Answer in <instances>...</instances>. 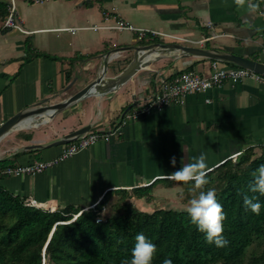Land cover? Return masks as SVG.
<instances>
[{
    "label": "crops",
    "instance_id": "1",
    "mask_svg": "<svg viewBox=\"0 0 264 264\" xmlns=\"http://www.w3.org/2000/svg\"><path fill=\"white\" fill-rule=\"evenodd\" d=\"M253 2L264 11V0ZM17 14L24 31L0 30V125L21 111L66 100L103 73L118 75L132 62L136 46L187 39L185 44L264 62V16L238 10L231 0L227 6L221 0H19ZM118 19L147 29V36L140 40L136 32L109 27ZM213 60L159 56L105 95L84 97L44 117L31 115L30 125L0 139V160L13 166L55 158L68 144L56 141L88 125L109 130L128 108L148 100L160 76L172 80L188 70L207 75ZM261 145L264 82L228 79L188 95L184 105L130 121L116 139L100 141L44 172L5 174L0 185L46 210L87 209L109 191L154 181V189L172 194L176 184L166 186L174 180L170 174L201 153L209 171ZM137 206L147 210L143 200Z\"/></svg>",
    "mask_w": 264,
    "mask_h": 264
},
{
    "label": "trees",
    "instance_id": "2",
    "mask_svg": "<svg viewBox=\"0 0 264 264\" xmlns=\"http://www.w3.org/2000/svg\"><path fill=\"white\" fill-rule=\"evenodd\" d=\"M6 15L7 2L0 0V20ZM262 149L259 156L253 158V150H246L238 161L226 159L207 171L209 183L202 190L216 191L226 215L223 235L229 243L223 248L207 243L183 210L149 211L128 201L131 195L148 193L155 181L132 194L119 190L126 201H118L110 216L103 213L110 191L95 207L68 205L50 211L0 185V264H120L130 258L139 233L157 246L152 264L165 259L172 264H264V196L248 190L251 173L264 164ZM9 165L0 160V177ZM244 195L258 197L259 215L245 208Z\"/></svg>",
    "mask_w": 264,
    "mask_h": 264
},
{
    "label": "built area",
    "instance_id": "3",
    "mask_svg": "<svg viewBox=\"0 0 264 264\" xmlns=\"http://www.w3.org/2000/svg\"><path fill=\"white\" fill-rule=\"evenodd\" d=\"M5 1L7 2V15L0 24V30L6 28H17L24 31L17 14V2L19 0ZM24 1L42 3L47 0ZM207 26L212 27V23L208 22ZM109 27L136 32L140 40L144 39L148 34L147 29L137 27L123 19L116 20L115 24ZM150 32L154 34L157 33L156 31ZM168 36L173 39H180L178 36ZM186 40L183 41V43H185ZM205 40L206 38H204V41ZM118 52L119 51H115L114 54H117ZM248 77L264 82L263 74L239 65L225 66L222 64V60H213L211 72L207 75L200 74L195 70H188L172 80H169L165 76H160L157 79L153 93L148 100H146L143 104L130 107L126 110L122 114L120 120L109 130H89L73 136L59 156L47 160H34L26 164L7 166L3 169L2 173L11 176L44 172L61 161L75 155L83 149L95 145L100 141L108 142L116 139L122 132L125 125H127L130 121L139 119L144 114H150L153 111H160L169 105H184L186 103L187 96L192 93L204 92L210 88L220 86L228 79L243 80ZM234 158H236V156Z\"/></svg>",
    "mask_w": 264,
    "mask_h": 264
},
{
    "label": "clouds",
    "instance_id": "4",
    "mask_svg": "<svg viewBox=\"0 0 264 264\" xmlns=\"http://www.w3.org/2000/svg\"><path fill=\"white\" fill-rule=\"evenodd\" d=\"M221 3L227 6L228 0H221ZM231 3L235 5L236 9L248 14L259 13V15L264 16V11H260V4L253 2V0H231ZM256 30L260 31L261 29L257 28ZM206 159V155L201 153L198 157H194L191 162L183 163L181 167L170 174V177L178 182L192 183L195 190H200L198 195L188 201L183 211L187 213L190 224L205 234L207 243L223 248L229 243L223 235V222L226 219L223 206L218 202L214 189L202 190L209 183L206 179ZM171 162L173 165L176 164L175 157L172 158ZM248 190L250 193L264 196V164L258 166L251 173ZM243 203L245 208L250 209L252 213L260 214L261 204L256 195H244ZM156 253L157 246L143 233H139L135 237L130 258L121 260L120 264H152ZM163 264H172V260L165 259Z\"/></svg>",
    "mask_w": 264,
    "mask_h": 264
},
{
    "label": "water",
    "instance_id": "5",
    "mask_svg": "<svg viewBox=\"0 0 264 264\" xmlns=\"http://www.w3.org/2000/svg\"><path fill=\"white\" fill-rule=\"evenodd\" d=\"M198 55L208 57L215 60H224L235 63L236 65L243 66L254 70L257 73L264 75V62L256 59H251L236 53H223L217 50L208 49L201 46L189 45L179 41H161L147 45L134 47V58L132 62L118 75L106 76L104 73L97 77L94 81L87 84L81 90L68 97L66 100L50 104L47 106L39 107L36 109H29L15 114L13 117L7 119L0 125V139L10 132L20 121L28 116L36 115L44 117L51 115L58 109L72 104L73 102L90 95H105L128 81L139 70L149 66L153 60L159 56H176V55ZM129 109V108H128ZM127 109V110H128ZM91 127L85 126L67 137L56 141L54 144L66 143L71 140V137L89 131Z\"/></svg>",
    "mask_w": 264,
    "mask_h": 264
},
{
    "label": "rangeland",
    "instance_id": "6",
    "mask_svg": "<svg viewBox=\"0 0 264 264\" xmlns=\"http://www.w3.org/2000/svg\"><path fill=\"white\" fill-rule=\"evenodd\" d=\"M263 146L264 145L253 146L247 148L246 150L252 149L254 154L252 157L254 158L262 153ZM240 156L241 155L234 158L233 160L238 161ZM175 184L176 186H174ZM156 185L157 183L153 184L152 189L148 193L143 195L141 198L137 197L136 195H131L128 198V201L137 206L143 200L145 203L144 208H146L149 211H153L160 207L183 210V208L186 206L188 201L194 198L196 195H198V192L200 191V190H195L192 183H183V182H178L176 180H170L166 182V186H174L176 188L175 190L172 191V194L163 193L162 191H157L156 189H154ZM118 201H121L123 203L126 200L123 199L120 193L111 194V197L109 198L108 202L105 203L103 206L104 207L103 213L105 216H110L115 213L114 208L116 207V203ZM47 264H53V263H47Z\"/></svg>",
    "mask_w": 264,
    "mask_h": 264
},
{
    "label": "bare ground",
    "instance_id": "7",
    "mask_svg": "<svg viewBox=\"0 0 264 264\" xmlns=\"http://www.w3.org/2000/svg\"><path fill=\"white\" fill-rule=\"evenodd\" d=\"M30 118H31L30 116L26 117L25 119H23L22 121H20L14 128L30 125V123H31V119Z\"/></svg>",
    "mask_w": 264,
    "mask_h": 264
}]
</instances>
